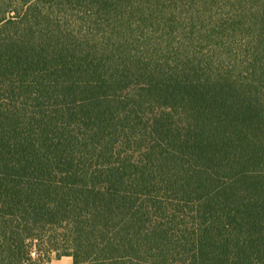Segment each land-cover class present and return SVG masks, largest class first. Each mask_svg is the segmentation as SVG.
I'll list each match as a JSON object with an SVG mask.
<instances>
[{
    "label": "trees",
    "instance_id": "1",
    "mask_svg": "<svg viewBox=\"0 0 264 264\" xmlns=\"http://www.w3.org/2000/svg\"><path fill=\"white\" fill-rule=\"evenodd\" d=\"M264 264V0H0V264Z\"/></svg>",
    "mask_w": 264,
    "mask_h": 264
},
{
    "label": "rangeland",
    "instance_id": "2",
    "mask_svg": "<svg viewBox=\"0 0 264 264\" xmlns=\"http://www.w3.org/2000/svg\"><path fill=\"white\" fill-rule=\"evenodd\" d=\"M35 264H69L71 263V258L68 256H61L59 258L55 257L54 253L50 254V260H46L45 257H37L36 254L32 253Z\"/></svg>",
    "mask_w": 264,
    "mask_h": 264
}]
</instances>
